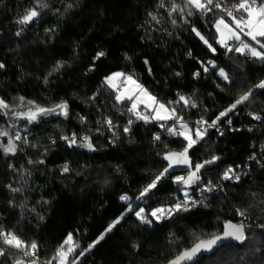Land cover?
<instances>
[{"label":"trees","instance_id":"obj_1","mask_svg":"<svg viewBox=\"0 0 264 264\" xmlns=\"http://www.w3.org/2000/svg\"><path fill=\"white\" fill-rule=\"evenodd\" d=\"M237 2L226 0V5L231 9ZM34 8L39 15L19 23ZM220 13L202 18L186 0H0V100L9 106L23 97L39 108L67 104L71 109L68 121L29 123L0 107V133L7 132L0 135V232L34 241L45 264H57L53 257L69 234L76 245L69 264L78 259L77 264H163L219 234L225 221L241 223L239 210L246 216L243 242L195 264H264V163H253L239 183L225 185L206 204L173 211L183 200L174 179L189 170H168L141 193L168 169L165 156L183 150L184 137L149 122L133 124L112 145L105 124L109 119L127 124L116 110V93L105 84L116 72L134 77L195 126L201 120L212 123L251 93L234 109L237 114L232 110L220 118V131H208L189 150L191 171L204 164L201 183L192 189L218 184L225 172L258 153L264 145V88L259 87L264 60L217 44L214 24ZM99 52L105 55L97 59ZM58 64L63 66L54 71ZM181 96L196 107L185 105ZM250 113L261 119H249ZM71 135L86 136L92 149L80 148V138L70 147L61 140ZM10 140L15 151L6 153ZM213 157L217 164L206 169L204 162ZM157 208L172 209L170 218L157 221L151 215ZM141 209L151 223L136 217ZM2 246L0 264L25 262L21 251Z\"/></svg>","mask_w":264,"mask_h":264},{"label":"snow or ice","instance_id":"obj_2","mask_svg":"<svg viewBox=\"0 0 264 264\" xmlns=\"http://www.w3.org/2000/svg\"><path fill=\"white\" fill-rule=\"evenodd\" d=\"M39 3V0H38ZM214 0H206V2H202V0H186V4L190 5L192 8L196 9L197 11L201 12H208L211 11L212 9L209 7V5H213ZM43 7H47L46 4L42 5ZM214 6L218 9H221V11H224L227 15V17L231 18V23L226 21L224 17H220L216 22H215V27L217 32L220 35V39L218 43L221 44V46L227 47V41L230 39H235L237 41H240V45L236 47L234 50L239 53H244L245 50H247L251 56L259 58L261 60H264V43H261V41L258 38H264V0H238L237 3H234L231 5V9L228 8H221V4L218 2H215ZM177 7L174 5L173 6V11H176ZM180 11H183V9H180ZM236 13H242V15H236ZM191 15V11L188 13ZM39 15V12L34 8L28 10L27 14L23 16V18L19 21V23L22 24H27L31 22L34 18H36ZM153 20H156L157 18L155 16L152 17ZM175 23V21H173ZM234 25V27H233ZM194 32L198 36H200V33L196 31V29H193ZM241 34L244 36L249 37L252 41H256V43L260 44V47L262 50H257L255 47H252L250 44L244 42L242 40ZM19 35V33H17ZM201 40H204L205 44H208V41L204 39L203 36H200ZM211 48V45H208ZM215 51V49H212ZM229 51H232V48H228ZM105 55L103 52L97 53L96 58L99 59L101 56ZM147 63V62H146ZM62 64H58L57 67L54 69V71H58L60 67H62ZM0 67H3L2 64H0ZM51 74V73H50ZM220 75L223 76L225 79L228 77L225 75L223 70H221ZM125 74L121 72L114 73L112 76L106 78V83L110 86L115 88L114 81L120 77H124ZM125 80L127 84L132 85V88H127L125 92L119 94L116 96V101L117 102H122L124 99H133V93L136 89H139L141 92L144 93V97L147 98L148 101H150L153 104H156V100L154 97H151L148 95V93L143 90L140 85L136 83V81L133 79L131 75L126 76ZM259 87L264 88V82H261ZM251 93L244 94L240 96L239 99L235 101L228 109H226L224 112H221L219 116L216 117L215 120L212 121L211 124H208L207 126L209 128L214 127L217 122L220 120L221 117H224L227 115L228 112L232 111L237 107V105L244 103L249 99V96ZM140 103H143L144 100L140 99L139 97L137 98ZM21 100H23V97H21ZM180 101H183L185 105H188L190 103V100L188 98H185L184 96L180 97ZM29 103H33L29 101ZM0 107L7 108L8 105L4 103V101L0 100ZM58 108L61 109L62 113L67 116V104H61L57 106ZM147 107V104L145 105ZM192 107H195V104L192 103ZM137 108V103H133L132 108L129 109L130 112H133L136 116L137 119H143L145 122L148 121L147 116H143L139 113L136 112ZM160 110H164L167 112L168 110L165 109V105L163 104H158V107L154 109V111H157L159 113ZM56 111L55 108L53 109H43L36 107L35 110L33 111L30 109L27 113H17L19 116L26 117L29 123H32L37 119L38 116L40 115H47L54 113ZM253 115L254 119H261L260 116L251 114ZM175 116V109L171 110V113L168 115L160 116L157 115L156 118L158 119H171ZM83 119V117L81 118ZM182 120V117L178 118ZM109 125H111V120L109 119L107 121ZM132 121L129 120V124H131ZM198 124H206V121H198ZM231 121L229 120V124ZM181 129L184 131H181L177 133L175 129L169 128L168 131L172 134H178L184 137V140L187 142L185 147L181 152H171L168 153L165 156V159L169 161L168 167L171 168L174 164H185L191 166V162L188 158V152L191 148L194 147V145L201 139H203V136L206 132V129L201 130L200 128H197L195 130L194 138L191 134H188L190 130L188 129V126L186 124L181 123L180 124ZM125 132L129 131V128L124 129ZM222 134V133H221ZM0 135H7V132H2ZM16 139H20V136L17 134ZM63 139H68V137H63ZM87 140V137L84 138ZM155 139H159V136H156ZM75 138L71 140L70 143L74 144ZM89 149L92 148L91 143H87L86 145ZM15 151V146L12 144L11 140L9 141V145L7 148H5V152H14ZM217 159L216 157H213V161ZM213 161H205L204 163L210 164ZM42 163V161H41ZM204 167V164H196L194 166V171L189 173V176L187 179L184 177H176L177 182H183L185 184H189L191 182H194V180H198L199 176L197 173L200 171V169ZM68 166L65 165L63 168L64 172H67ZM168 171V169H165L164 172H161L160 175H158L148 186L144 189V191L141 193V195H145L148 191H150L152 188L156 186V182L160 180V178ZM230 173H232V169H229L227 172L224 173L223 178L224 179H230L232 178L230 176ZM235 179L239 180V176H236ZM14 191H19V189H13ZM212 189L209 188L208 191H211ZM122 200H127L128 197H121ZM175 210L179 211L183 208V210L187 211V203L185 202L183 205L181 203H176L174 205ZM143 209H141L139 212L136 213V216L142 220V222L145 223H150V221L147 220L146 217L142 216ZM172 209H163V208H157L155 209L151 215L156 217L157 219H160L164 216L165 213H168L169 215L171 214ZM238 214L243 216L244 212L238 210ZM119 223V219L114 221L112 225L109 226V228L106 231H111L113 227H115L116 224ZM224 237H233L236 240H243L244 239V225H235L232 224L231 222H227L225 225V231H224ZM100 239H103V235L100 237ZM222 239L220 236H215L210 240H200L198 243L195 244V246L189 250H185L183 253H181L179 256L176 257L175 260L170 261L169 264H181L182 261L185 260H191L196 253L200 252L202 249L203 250H211L212 247ZM0 240H2L4 245H7L10 248L17 249L18 251H22L24 256H35V250L37 249L38 245L33 241L30 244L26 243L25 241L21 240L17 235L14 233H5V232H0ZM99 241H96L98 243ZM73 245V237L71 234L68 235L67 239L63 242V244L60 245V247L57 249V254L53 259H58L59 264H66L67 262V256L69 253L74 251ZM65 246L67 247V250L65 251ZM89 247H92L90 245ZM5 255V249L0 248V256ZM15 264H25L23 260H16ZM30 264H36V260H32ZM51 264V261L49 262Z\"/></svg>","mask_w":264,"mask_h":264},{"label":"built area","instance_id":"obj_3","mask_svg":"<svg viewBox=\"0 0 264 264\" xmlns=\"http://www.w3.org/2000/svg\"><path fill=\"white\" fill-rule=\"evenodd\" d=\"M202 2H206V0H202ZM215 2H217V0H214L213 5H209V7L212 9L211 11H208L206 13L205 12H202V16H201L202 18H207L208 15L210 13H212V12L220 13L219 12L220 9H218V8H216L214 6ZM218 2L221 4V8L223 7V8L230 9L226 5V0H218ZM220 15H221L220 17H224L225 18V15L222 14V12L220 13ZM245 38L246 37H244V36L242 38V40L244 42H246L245 41L246 40ZM239 45H240V41L239 42H232V43L227 44V47H225V48L226 49H228V48L235 49ZM243 54L246 55V56H249V57H253V56H251V54L247 50H245V52ZM196 76L199 77V74H197ZM119 87H120V90H122L123 87H124V84H121ZM115 102H116V110L118 111V113L122 117H124L127 120V124H124V125H121L120 126V125H114V124L111 123V125H109L107 123V121H106L105 124H106V127L108 129V141L112 145H115L118 142V140L120 138V135L122 134V132H125L124 129L126 127L130 129L133 124H138L139 125V124H147L149 122H154L151 119V113L148 110H143V109L136 110L137 113H139V114H141L143 116H147L149 118L148 121L145 122V120H143V119H137V116L133 112H130L129 111V109H131V106L130 105L129 106H123V105H121V103L119 104L116 101V99H115ZM192 103H194V102L193 101L192 102L190 101V103H189L190 105L189 106L192 107ZM233 113L237 114L234 109H233ZM248 116H249V119H251L253 121H256L257 120V119H254L253 118V115H250L249 114ZM129 120L132 121L131 124H129ZM155 122L159 126H163L162 124L158 123L157 121H155ZM196 128H200L202 130L206 129V134L210 130L220 131V127L218 126V123L214 127H211V128H209L206 124H198L197 123L196 124ZM85 137L86 136H84V135H81L80 137H78L77 135H71L66 140V139H63V136H61V140L64 141L70 147V146L73 145L72 143H70L73 138H75V140H77L78 138H80L82 140H85L84 139ZM253 163L257 164L258 166H261L264 163V145H262L260 147L258 153L254 154L252 157H250V159L246 163L240 164V165H237L236 167L231 168L232 169V173H230V176L232 178L226 180V179L223 178V176H224L223 175L222 178H221V180H220V182L218 184L206 185V186H203V187L198 188V189H195V190L179 189V194L183 197V200L181 201V204L183 205L186 202L188 209L189 208H192V207H195V206H198V205H204V204H206L217 193H219L220 191H223L225 185L239 183L244 178L246 172L250 169V167H251V165ZM236 176H239V180L235 179ZM174 186L177 188L176 181H174ZM209 188H211L212 190L211 191H208ZM2 245H3V243L0 240V248H3ZM72 246L74 248L76 247L75 244H73ZM33 259L36 260V264H45L44 262H42L40 260V258L38 256V253H37V249L35 250V256H27L26 257L25 263L26 264H30V262Z\"/></svg>","mask_w":264,"mask_h":264},{"label":"rangeland","instance_id":"obj_4","mask_svg":"<svg viewBox=\"0 0 264 264\" xmlns=\"http://www.w3.org/2000/svg\"><path fill=\"white\" fill-rule=\"evenodd\" d=\"M240 15H242V13L240 14ZM228 22H230L231 23V18L229 19V21ZM233 27H234V25H233ZM214 29H215V31H216V33H217V44L219 45V46H221V44L220 43H218V41H219V39H220V35H219V33L217 32V30H216V27H215V24H214ZM243 34H241V37L243 38ZM244 37H246L245 39V41H246V43H248V44H250L252 47H254V45H252L250 42H254L255 43V45L256 46H258L259 48H257V47H255L257 50L258 49H260V50H262L261 49V47H260V44H258V43H256V41H252L249 37H247V36H244ZM260 41L262 40H264V38H258ZM261 41V42H262ZM232 42H239V41H237V40H235V39H230V40H228L226 43L227 44H229V43H232ZM221 47H225V46H221ZM117 73V72H116ZM114 74V73H113ZM112 74V75H113ZM112 75H110V76H112ZM109 76V77H110ZM126 76H129V75H125L124 77H120V78H118V79H116L115 81H114V84H115V88H113V87H110L106 82H105V84L110 88V89H112L115 93H116V96L117 95H119V94H121V93H123V92H125V90L127 89V88H132L133 86L132 85H130V84H127V82H126V80H125V77ZM133 79H134V77H133ZM135 81H136V83L138 84V85H140V87L143 89V90H145L147 93H148V95H150L151 97H154L151 93H149L148 92V90H146L136 79H134ZM106 81V80H105ZM121 84H124V87H123V89L122 90H120V85ZM140 98V99H143L144 100V102L143 103H140L139 102V100L137 99V98ZM155 98V97H154ZM155 100H156V104H153V103H151L150 101H148L147 100V98L146 97H144V93L143 92H141L139 89H136L135 91H134V93H133V99H131V100H129V99H124L122 102H118L119 104L120 103H123V102H128L129 104H130V106H131V108H132V105H133V103H137V108H136V110H140V109H143V110H148L150 113H151V119L155 122V121H157L158 123H160V124H162L164 127H167L168 129L169 128H173V129H175V131H178V133L179 132H181V131H184L183 129H181V127H180V124L181 123H183V124H186L187 126H188V129L190 130V132L188 133V134H191L192 136H193V138H194V134H195V130L197 129L196 128V126L194 125V124H191V123H189L188 121H186V120H184V119H182V120H180V119H178V118H180V115L178 114L179 112L178 111H176L175 110V116L173 117V118H171V119H158V118H156L157 117V115H160V116H164V115H168L169 113H171V110L172 109H169L166 105H165V109H167L168 111L167 112H165L164 110H160L159 111V113H157V111H154V109L155 108H157L158 107V104H162V103H160V102H158L157 101V99L155 98ZM147 104V107H145V105ZM164 105V104H163ZM188 105H190V104H188ZM177 108H180V106L178 105V106H176ZM196 107V106H195ZM35 108H36V106L35 105H33V104H31V103H29V102H27V101H25L24 99L23 100H21V98H16V99H14L13 100V102L6 108L7 109V112H8V114L9 115H13V116H16L17 115V113H27L30 109H32L33 111L35 110ZM190 108V107H189ZM23 117V116H22ZM24 118H26V117H24ZM176 120V121H175ZM218 123V122H217ZM208 124H211V122H209V123H206V125H208ZM202 130V129H201ZM168 133H170L168 130H166ZM17 134L20 136V133L18 132V131H16V132H14V134H13V136H14V138L16 139V136H17ZM205 134H206V132H205ZM204 134V135H205ZM10 135V134H9ZM8 135V136H9ZM5 136H7V135H5ZM157 136H159V138L161 137L160 135H157ZM17 140V139H16ZM78 140V139H77ZM77 140H75L76 142L74 143V144H77L78 143V141ZM80 141H82L80 144H78L79 145V147L80 148H83V149H86V150H91V149H89L86 145H87V143H91L90 142V140H80ZM200 141V140H199ZM198 141V142H199ZM197 142V143H198ZM196 143V144H197ZM73 144V145H74ZM195 144V145H196ZM9 145V144H8ZM8 145H4V149L5 148H7L8 147ZM194 145V146H195ZM5 151V150H4ZM7 153V152H6ZM8 153H10V152H8ZM189 158V157H188ZM168 161V160H167ZM168 165H169V161H168ZM168 170H189L190 172H192L191 170H192V167L191 166H189V165H185V164H174L171 168H169L168 167ZM190 172H188V173H186V174H184V175H180V176H177V177H184L185 179H187L188 178V176H189V173ZM166 174V173H165ZM197 175L199 176V179L198 180H194V182H191V183H189V184H185V183H183V182H180L181 183V185H182V187L181 188H179L178 187V182H177V180H176V177H175V179H174V181H176V184H177V188L178 189H185V190H193L192 188H194V187H196L197 185H200V183H201V177H200V175L197 173ZM208 185H210V184H208ZM204 186H206V185H204ZM201 187H203V186H199V187H197L196 189H198V188H201ZM141 200H139V202H140ZM179 203H181V201H179ZM135 207V205H132L131 206V208L133 209ZM181 210H183V209H181ZM140 211V210H139ZM138 211V212H139ZM173 211H177V210H175V208L173 209ZM172 214V213H171ZM171 214L169 215V214H164V216L162 217V218H160V219H157L156 217H154L157 221H162L163 220V218L164 217H166L167 219H169L170 218V216H171ZM142 216H143V213H142ZM137 217V216H136ZM140 219V218H139ZM141 220V219H140ZM240 220H241V223H244V220H246V216H241L240 215ZM142 221V220H141ZM151 223V222H150ZM1 242H2V240H1ZM3 243V242H2ZM5 246H7V245H5ZM8 247V246H7ZM66 251V250H65ZM21 253H22V251H21ZM23 254V253H22ZM71 254L72 253H69L68 254V256H67V262H66V264H69V258H70V256H71ZM79 262V259L78 260H75V261H72V263L71 264H77ZM57 264H59V260H57Z\"/></svg>","mask_w":264,"mask_h":264},{"label":"water","instance_id":"obj_5","mask_svg":"<svg viewBox=\"0 0 264 264\" xmlns=\"http://www.w3.org/2000/svg\"><path fill=\"white\" fill-rule=\"evenodd\" d=\"M55 109H56V111L54 113L47 114V115H40V116L37 117V119L35 121H37V122H50V121L58 120V119H63L65 121L70 120V118H71V109H70L69 105H67V116H65L62 113L60 108L55 107ZM216 164H217V161H213L212 163L207 165L205 168L208 169V168H210L212 166H215ZM227 222H231L232 224H235V225L243 224L244 225V237H245L246 232H247V225L245 223H236V222L231 221V220L225 221L222 224V231L219 234H216V235H214V236H212L210 238H207V239H202V240L207 241V240L212 239L215 236L222 237V239L217 241V243L212 247L211 250H203L202 249L200 252L196 253V255L191 260L182 261L181 264H195V263L201 261L205 257H209V256L214 255L219 249H221L222 247H224L226 245H229V244L240 245L243 242L244 239L241 241V240H236L233 237H224L225 225H226ZM199 241H197L196 243H198ZM195 244L192 245L191 247L187 248V249H184L178 255L174 256L169 261H167L166 263H163V264H169L170 261L175 260L176 257L179 256L181 253H183L185 250H189V249L193 248L195 246Z\"/></svg>","mask_w":264,"mask_h":264}]
</instances>
